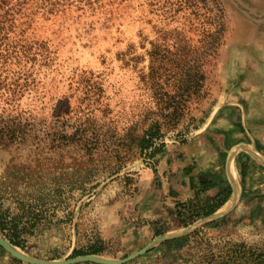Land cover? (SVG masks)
I'll list each match as a JSON object with an SVG mask.
<instances>
[{
    "label": "rangeland",
    "instance_id": "obj_1",
    "mask_svg": "<svg viewBox=\"0 0 264 264\" xmlns=\"http://www.w3.org/2000/svg\"><path fill=\"white\" fill-rule=\"evenodd\" d=\"M1 2L0 80L22 91L12 100L2 88L0 110L56 132L0 152L2 209L21 214L17 199L33 197L54 222L17 250L53 260L95 247L119 259L169 236L124 264H264V186L250 168L264 173V0ZM221 109L246 131L228 134V150L245 146L230 152L233 191L210 196L226 179L200 169L193 142L218 137ZM149 136L151 158L140 146ZM203 177L191 196L171 195V179L178 193ZM0 264L28 263L0 247Z\"/></svg>",
    "mask_w": 264,
    "mask_h": 264
},
{
    "label": "trees",
    "instance_id": "obj_2",
    "mask_svg": "<svg viewBox=\"0 0 264 264\" xmlns=\"http://www.w3.org/2000/svg\"><path fill=\"white\" fill-rule=\"evenodd\" d=\"M6 1L10 0H2L1 5L6 4ZM54 4V3H52ZM46 7V6H45ZM55 6L52 5V7H49L47 10L52 11V9ZM5 16H0V18H4ZM0 44L4 40H8L10 38L7 37L6 31H4V28L1 26L0 28ZM1 32L3 34H1ZM5 80H0V96L3 95L2 88L5 87L4 91L8 93L9 96H11L12 100L18 99L17 95H19L22 91V86L18 87L16 84H7L4 83ZM6 111L0 110V152L6 151L14 153H17L19 151L24 150L25 147L29 146L30 149L32 146H37V135L36 133H56L50 126H46L43 129H40V126L37 127L32 120L34 118H27L23 117V115L27 116V111L22 110L20 112L16 113H5ZM30 116V115H29ZM153 136H149L147 139L143 140L144 143L140 146L142 147V152L145 154V157L151 158L156 153L160 152V150L155 149L156 146L153 145L152 141ZM77 144L79 147H83V143L81 140L77 141ZM28 147V148H29ZM150 148H152L150 150ZM4 175L1 177L0 181V233L14 246L17 247H23V243L26 241V235L33 234L36 227L46 223L51 224L53 222V217L51 215H46L42 213H34L32 208L33 204L30 199L32 200L33 197H29V200L27 198L24 199L20 197L18 200L19 208L21 209V214L13 215L12 217H9L7 215V212L2 209V199L4 196ZM95 184L91 186V188H94ZM41 189V197H47L49 194L45 191H42ZM89 192V191H88ZM86 192V193H88ZM84 194V193H82ZM30 196V195H29ZM227 199V196L223 198L222 200H219L216 202L214 206L210 210H207L203 213L204 216L212 214L217 208H219ZM218 200V199H217ZM190 219H193L191 217ZM55 223H58V220L55 221ZM101 249L91 247L87 251H81L78 249L73 250V255H82V254H100ZM235 260H233L232 264H235Z\"/></svg>",
    "mask_w": 264,
    "mask_h": 264
},
{
    "label": "crops",
    "instance_id": "obj_3",
    "mask_svg": "<svg viewBox=\"0 0 264 264\" xmlns=\"http://www.w3.org/2000/svg\"><path fill=\"white\" fill-rule=\"evenodd\" d=\"M237 116V115H236ZM209 133H214V134H218L217 138L214 139H207L206 137L204 138H199L198 141L193 142V145L195 146V153L197 157H201V161L204 163L202 166H200V169L203 168H209L211 167V172H215L217 174H219V177L226 179V181L220 185H216L214 186H208V189L206 190V193L208 195H213L215 194L219 188H227L230 187L233 191L234 187L232 185V183L230 182V178L231 177V171H230V166H229V157H230V152L233 151L235 148H241V146H245V144H236L234 148H230L228 150V143L230 142V137L228 134L230 133H246L245 128H244V121L240 120L238 117H235L232 114V109H221V112L219 114H216L215 117L213 118L212 122H211V130L209 131ZM255 133V132H253ZM258 133V132H256ZM227 150V154H226V159L223 162L222 159V153L224 151ZM238 149V150H239ZM235 152V151H234ZM196 157V158H197ZM188 160H190L192 158V155L188 154L186 157ZM206 160L203 161V160ZM264 159V158H263ZM221 160V161H220ZM171 161H169L170 164ZM223 162V165H222ZM261 164V163H259ZM261 166H264L263 164H261ZM257 165H251V170L256 169L257 172H253L252 175H257V180H251L252 182H254L253 184H257L256 181H260V183H258L257 187L258 189H261L262 186H264V180H262V177H264V173L260 176V171L256 168ZM233 176V175H232ZM205 182V177L200 178L199 180H197V182L192 183L189 187H182L180 188V192L175 193L172 191L173 186H176V184L174 183V179H171V182L169 184V190L172 192L171 195L173 196H177V197H182L184 198L185 196L188 195L191 196L192 192H191V188L193 189H198L202 186V184ZM256 186V185H255ZM256 187V189H257ZM252 188V187H251ZM264 187H262L263 189ZM174 189V188H173ZM261 191V190H260ZM259 191V192H260ZM221 192V191H220ZM175 193V195H174ZM251 195V193H249V196ZM230 209H228L227 211L223 212L227 213Z\"/></svg>",
    "mask_w": 264,
    "mask_h": 264
},
{
    "label": "water",
    "instance_id": "obj_4",
    "mask_svg": "<svg viewBox=\"0 0 264 264\" xmlns=\"http://www.w3.org/2000/svg\"><path fill=\"white\" fill-rule=\"evenodd\" d=\"M231 158V157H230ZM229 158V161H230ZM223 215V213L217 214L214 216V218H219ZM187 229H184L181 233L185 232ZM180 233V234H181ZM176 235V234H175ZM172 235V236H175ZM169 236H162L159 237L150 243L146 244L142 248L126 255L125 257L119 258V259H109V258H104L95 254H83V255H77L71 258H66V259H53V260H44V259H38V258H33L29 257L23 252L17 250L7 239L2 237L0 235V247L5 249L8 253H10L13 257L22 260L23 262H26L28 264H73L77 262H92L96 264H124L139 255L143 254L144 252L147 251V249L155 242H160L164 241L165 239H168Z\"/></svg>",
    "mask_w": 264,
    "mask_h": 264
}]
</instances>
